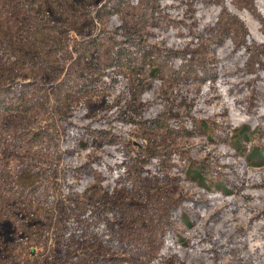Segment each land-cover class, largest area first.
I'll use <instances>...</instances> for the list:
<instances>
[{
    "label": "rangeland",
    "instance_id": "rangeland-1",
    "mask_svg": "<svg viewBox=\"0 0 264 264\" xmlns=\"http://www.w3.org/2000/svg\"><path fill=\"white\" fill-rule=\"evenodd\" d=\"M0 264H264V0H0Z\"/></svg>",
    "mask_w": 264,
    "mask_h": 264
},
{
    "label": "trees",
    "instance_id": "trees-1",
    "mask_svg": "<svg viewBox=\"0 0 264 264\" xmlns=\"http://www.w3.org/2000/svg\"><path fill=\"white\" fill-rule=\"evenodd\" d=\"M112 10H114V9H112ZM172 25H174V24H172ZM169 26H171V25H169ZM218 43H219V45H223L224 40H222V38H221ZM144 51L145 52L142 53V55L140 54L141 57H143L144 59L145 58L149 59V58H153L154 57V54L152 53L153 51H151L150 49L145 48ZM80 136H82V137L78 136L77 139H75V140H76V145L79 146V147H82V148L83 147L93 146L94 144H96L99 141V139L96 136H94V135L92 136V135L81 134ZM115 143L116 142H114L113 144H115ZM121 172H123V171H121ZM178 242L179 243L180 242H184V240L180 239L179 241H177V243ZM114 244L119 246V243H114Z\"/></svg>",
    "mask_w": 264,
    "mask_h": 264
}]
</instances>
